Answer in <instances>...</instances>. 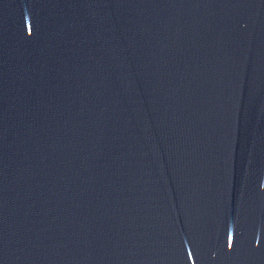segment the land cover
Returning a JSON list of instances; mask_svg holds the SVG:
<instances>
[{"label": "water", "instance_id": "obj_1", "mask_svg": "<svg viewBox=\"0 0 264 264\" xmlns=\"http://www.w3.org/2000/svg\"><path fill=\"white\" fill-rule=\"evenodd\" d=\"M0 264H264V0H0Z\"/></svg>", "mask_w": 264, "mask_h": 264}]
</instances>
